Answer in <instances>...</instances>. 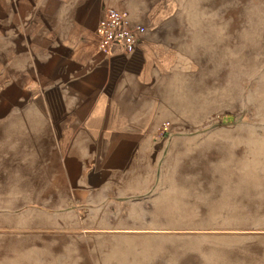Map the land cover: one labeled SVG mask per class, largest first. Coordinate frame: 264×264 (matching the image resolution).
<instances>
[{"label":"rangeland","instance_id":"374dc122","mask_svg":"<svg viewBox=\"0 0 264 264\" xmlns=\"http://www.w3.org/2000/svg\"><path fill=\"white\" fill-rule=\"evenodd\" d=\"M138 7L174 59L138 174L81 185L0 108V264H264V0Z\"/></svg>","mask_w":264,"mask_h":264},{"label":"crops","instance_id":"0c3cea01","mask_svg":"<svg viewBox=\"0 0 264 264\" xmlns=\"http://www.w3.org/2000/svg\"><path fill=\"white\" fill-rule=\"evenodd\" d=\"M110 4L145 25L131 53L98 46ZM138 8V0H0V108L30 99L21 122L29 131L28 111L39 116L33 149L81 185L129 180L138 152L150 150L142 142L154 141L159 79L174 59L153 11L145 23Z\"/></svg>","mask_w":264,"mask_h":264},{"label":"built area","instance_id":"2783aa9c","mask_svg":"<svg viewBox=\"0 0 264 264\" xmlns=\"http://www.w3.org/2000/svg\"><path fill=\"white\" fill-rule=\"evenodd\" d=\"M145 25L133 20L128 12L115 5H107L96 25L98 46L104 52L117 49L133 52L142 39Z\"/></svg>","mask_w":264,"mask_h":264},{"label":"bare ground","instance_id":"6f19581e","mask_svg":"<svg viewBox=\"0 0 264 264\" xmlns=\"http://www.w3.org/2000/svg\"><path fill=\"white\" fill-rule=\"evenodd\" d=\"M150 15H151L152 19H154V18H153V12H152V13H150ZM150 15H149V16H150Z\"/></svg>","mask_w":264,"mask_h":264}]
</instances>
